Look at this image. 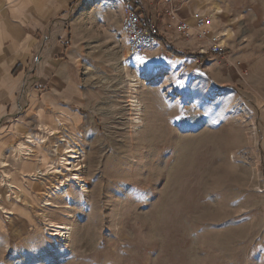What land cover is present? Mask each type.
<instances>
[{
    "label": "rangeland",
    "instance_id": "obj_1",
    "mask_svg": "<svg viewBox=\"0 0 264 264\" xmlns=\"http://www.w3.org/2000/svg\"><path fill=\"white\" fill-rule=\"evenodd\" d=\"M200 1L218 13L210 28L225 33L222 60L178 58L165 44L130 59L123 38L86 67L78 126L27 133L41 144L19 140L33 151H12L0 173L40 160L65 171L70 143L84 153L74 164L87 192L71 182L69 204L47 196L61 174L12 177L14 193L0 188V264H264V0ZM127 74L139 78L136 92ZM131 95L144 123L131 120ZM51 221L71 235L52 236Z\"/></svg>",
    "mask_w": 264,
    "mask_h": 264
},
{
    "label": "crops",
    "instance_id": "obj_2",
    "mask_svg": "<svg viewBox=\"0 0 264 264\" xmlns=\"http://www.w3.org/2000/svg\"><path fill=\"white\" fill-rule=\"evenodd\" d=\"M124 1L0 0V166L28 132L81 123L77 105L91 91L86 67L95 54L114 51L124 40ZM131 1L157 27L161 44L188 54L210 48L191 20L194 10L204 9L200 0H173L177 20L167 16L165 0ZM178 19L188 20L189 29L179 31ZM43 164L14 166L15 183L23 184Z\"/></svg>",
    "mask_w": 264,
    "mask_h": 264
},
{
    "label": "built area",
    "instance_id": "obj_3",
    "mask_svg": "<svg viewBox=\"0 0 264 264\" xmlns=\"http://www.w3.org/2000/svg\"><path fill=\"white\" fill-rule=\"evenodd\" d=\"M170 4V7L166 10V14L171 20H177L176 7L173 4V0H165ZM218 13H212V11H205L204 9L194 10L191 15L194 27L197 29V38L200 40H208L210 42V48L201 46L200 52L215 56L217 59H223L224 54L227 51L225 41L222 39L223 34H219L211 30L210 27L214 26V21L217 18ZM177 29L179 31H186L191 26L188 20L178 19ZM122 34L127 44V56L130 59H134L138 56L144 55L147 51L154 49L161 45L160 37L158 36L157 27L146 17L138 13L131 0L124 1V17L122 20ZM125 58L122 59L124 66H128L125 63ZM129 62V60H128ZM237 66H240V62H237ZM34 72L30 70V74ZM224 90L222 87H212L211 95L217 98L222 97ZM57 147V145H55ZM57 152V149H54ZM8 163H3L0 166V170L4 167H8ZM0 188L7 187L11 194L17 189L11 182V177L7 176L3 171L0 173ZM10 194H6L9 197ZM0 199H2L0 195ZM1 210V209H0ZM2 211V210H1ZM3 213V211H2ZM8 213V212H5Z\"/></svg>",
    "mask_w": 264,
    "mask_h": 264
},
{
    "label": "bare ground",
    "instance_id": "obj_4",
    "mask_svg": "<svg viewBox=\"0 0 264 264\" xmlns=\"http://www.w3.org/2000/svg\"><path fill=\"white\" fill-rule=\"evenodd\" d=\"M219 11V10H218ZM125 63H127V58L124 59ZM135 64L138 65V63H134V67ZM139 78L136 77V75L131 76L130 74L126 75V79H124V83L125 85H129L131 89H134V91L136 92V83L138 81ZM126 88V87H125ZM128 90V89H127ZM171 92V91H169ZM168 92V93H169ZM130 103L128 105H130L131 109H133L135 111V116L131 119L134 123L139 124V123H144L143 119L141 118V115L143 113V106L144 104H142V102L134 95H131L130 98ZM59 125H61V123H59ZM142 126L139 127H135V129H141ZM44 129H49L48 126ZM51 131H47L50 132L51 135H54L57 133V131H54L52 128H50ZM42 135V134H41ZM36 136V135H35ZM27 141L30 143H36L41 144L43 142H45L47 140V138L45 136H40L37 135L36 139H33L32 135H28L27 136ZM31 146V145H30ZM29 146V147H30ZM27 145H25L24 143H20L19 147L15 148V151L19 152L20 154H30L31 151H33L31 148H29ZM66 148V153L70 154V156L68 157H64L61 158V165L65 166V171H63L62 167L60 168L59 166H50L48 167L46 170L43 169H38V172L41 175H54V177L58 178V175H62V180H61V185H59L56 189L54 190V193L50 194L48 193L47 196L49 198H51L53 195L56 194H62L66 196V200L68 201L69 204H73L75 201V197L72 195V193L69 191V186L71 184V182H77L78 184H82L83 181V176H82V165L80 166H76L77 164H74L75 161H78L81 158V155H83V151L82 149H76L75 145L73 146L72 144H68ZM69 158H72L73 160L70 161ZM79 162V161H78ZM5 164V163H4ZM53 164V163H51ZM57 165V164H55ZM72 165V166H71ZM32 176H37V174H32ZM60 179V178H59ZM56 187V186H55ZM82 189L84 190V192H87V187L85 185L82 184ZM53 192V191H52ZM45 200V204L44 206H52L53 205V201H49L50 199ZM1 209H3V207L0 206ZM49 227L51 228L52 232V236H60L61 238H66L69 237L72 233V226L68 225V224H64V223H58V222H54L51 221L49 223Z\"/></svg>",
    "mask_w": 264,
    "mask_h": 264
},
{
    "label": "trees",
    "instance_id": "obj_5",
    "mask_svg": "<svg viewBox=\"0 0 264 264\" xmlns=\"http://www.w3.org/2000/svg\"><path fill=\"white\" fill-rule=\"evenodd\" d=\"M167 51L178 57V58H185V57H190V56H197L199 61H204L207 58V55L204 53H199V54H188V53H184V52H180L179 50L175 49L172 45H168L166 47Z\"/></svg>",
    "mask_w": 264,
    "mask_h": 264
}]
</instances>
